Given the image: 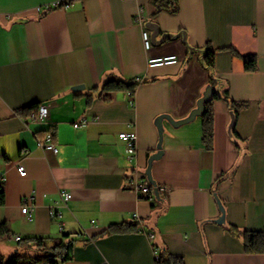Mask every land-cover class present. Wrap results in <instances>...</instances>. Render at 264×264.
Wrapping results in <instances>:
<instances>
[{
	"label": "crops",
	"instance_id": "obj_1",
	"mask_svg": "<svg viewBox=\"0 0 264 264\" xmlns=\"http://www.w3.org/2000/svg\"><path fill=\"white\" fill-rule=\"evenodd\" d=\"M64 1L0 0V223L10 229L0 254L49 264L56 245L72 242L70 259L58 250L55 264H156V253L184 264H264L240 235L264 233V0H180L176 12L159 13L154 0H75L47 12ZM150 23L165 41L146 48ZM207 47L229 100L245 104L234 135L229 104L216 100L212 149L202 116L178 127L165 120L159 148L157 118L186 119L208 87L195 51ZM166 56L178 62L149 66ZM113 79L138 83L132 97L104 92ZM35 104L48 107L46 121L20 114ZM48 131L57 153L37 146ZM127 132L137 134L133 162L119 138ZM149 164L153 182L170 189L160 200L130 185L144 175L151 184ZM61 190L72 194L67 204ZM30 204L33 221L22 213ZM127 224L135 227L111 232Z\"/></svg>",
	"mask_w": 264,
	"mask_h": 264
},
{
	"label": "trees",
	"instance_id": "obj_2",
	"mask_svg": "<svg viewBox=\"0 0 264 264\" xmlns=\"http://www.w3.org/2000/svg\"><path fill=\"white\" fill-rule=\"evenodd\" d=\"M180 0H154L153 4L156 7V13H159L162 10H169L171 12H176L178 9V2ZM75 0H66L61 2L57 6L50 7L47 12L57 9L68 8ZM200 54V62L203 68L209 73V83L208 87L212 89L211 98L206 103V110L202 115L203 118V141L208 149H212L213 147V135H214V113H213V103L216 100H224L226 101L229 106L231 113L233 114V126L231 129V135H234V125L236 122V117L238 112L245 107L243 103H237L233 100H229L228 98V88L227 84L218 79L215 76V51L211 48L205 49H198ZM245 62V69L247 71H255L257 69V58L255 56H247L244 57ZM138 83L136 82H126L122 80H110L104 85V92L106 93H117V92H125V93H134ZM207 87V88H208ZM40 104H35L29 108L24 109L20 112L22 116L31 115L32 113L36 112ZM3 200V191L0 185V202ZM222 204V203H221ZM223 206V204H222ZM224 207V206H223ZM224 224V223H221ZM135 225L127 224L121 225L119 227L113 228V231H128L133 230ZM227 231L233 235H238L240 232L234 226H229ZM10 233L9 224L6 222L0 223V235H7ZM241 237L245 243V249L247 253L253 254H262L264 253V233H256V232H249L244 231L241 234ZM32 241L36 242L39 247H43L45 245L44 239H32ZM73 243L69 242L67 244L60 243L56 245L52 252L51 257L47 258L46 261L49 264H55V260L58 257V254H62V262L67 261L70 259V254L72 251ZM59 250L58 254L56 253ZM162 262L164 264H184L183 259L181 257H170L169 259H165L162 256ZM0 264H21V257L19 255H15L10 259H6L2 254H0Z\"/></svg>",
	"mask_w": 264,
	"mask_h": 264
},
{
	"label": "built area",
	"instance_id": "obj_3",
	"mask_svg": "<svg viewBox=\"0 0 264 264\" xmlns=\"http://www.w3.org/2000/svg\"><path fill=\"white\" fill-rule=\"evenodd\" d=\"M58 5V4H57ZM55 5V6H57ZM40 12V11H39ZM143 40L146 48H149L151 46V41L149 37L148 32L143 33ZM178 62V59L176 56H166L162 58H154L149 60V66L150 67H162L166 65H173ZM129 97H132V93H128ZM48 118V107L44 104H40L37 111L34 112L30 119L38 121V122H44ZM89 123L87 119H83L81 123L75 124V127H81L85 126ZM119 138L124 141L127 145V153H128V160L130 162H133L136 153H137V134L135 132H127L122 133L119 135ZM37 146L38 148L44 149V150H50L55 153L58 152L57 146L54 143V135L52 132L48 131L46 132L43 139L37 140ZM18 172L20 176L25 177L27 175L26 169L22 164H19L18 166ZM131 187L134 188L141 196L146 198L149 201H155L156 200V193H159V195H167L170 193V189L167 186L164 185H157L153 186L151 185L146 176H138L135 179H132L131 181ZM60 198L61 201L64 204H67L71 198L72 194L69 191L61 190L60 191ZM33 209L32 204L26 205L22 208V213L26 216V218L29 221H33V215H32ZM51 216H56L57 213L54 209H51L50 211ZM17 240H20V238H17ZM155 263L156 264H164L162 262V256L159 253L155 254Z\"/></svg>",
	"mask_w": 264,
	"mask_h": 264
},
{
	"label": "water",
	"instance_id": "obj_4",
	"mask_svg": "<svg viewBox=\"0 0 264 264\" xmlns=\"http://www.w3.org/2000/svg\"><path fill=\"white\" fill-rule=\"evenodd\" d=\"M19 21L23 22L25 20L24 19H20ZM147 27L152 32L151 43H153L155 45H158V44H161V43H163L165 41V38H163L161 41H157L156 40V38L159 35V30H158V28H157V26L155 24L150 23V24L147 25ZM82 89H83V86H78V87L75 88L76 91H79V90H82ZM211 95H212V89L210 87H208L206 89V91L204 92L203 97L198 101L197 108L194 109L191 112V114L184 120L176 121L169 115H162V116H159L157 118L156 125H157V128L159 130V134H160L159 148H161L162 137H163V134H164L163 122L166 120L172 126L178 127V126L186 124V123H188L190 121H193L197 116H202L204 114L205 110H206V103L211 98ZM231 117H232V122H231L230 127H229V132L230 133H231V129H232V126H233V114L232 113H231ZM159 155H161V153L158 154L157 157H159ZM146 175H147L148 179L150 180L151 184L153 186H157L152 180L151 165L150 164H149V167L147 169ZM156 198L158 200H160L159 193H156ZM219 204H220L221 211H222V217L218 220V222L219 223H224V221H225L224 211L225 210H224V207L222 206L221 202H219Z\"/></svg>",
	"mask_w": 264,
	"mask_h": 264
}]
</instances>
